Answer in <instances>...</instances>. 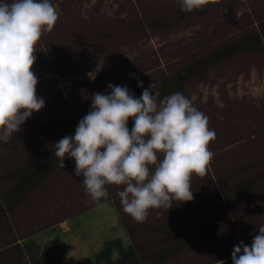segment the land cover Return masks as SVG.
<instances>
[{
  "label": "rangeland",
  "instance_id": "rangeland-1",
  "mask_svg": "<svg viewBox=\"0 0 264 264\" xmlns=\"http://www.w3.org/2000/svg\"><path fill=\"white\" fill-rule=\"evenodd\" d=\"M212 1L205 0L200 8ZM51 2L58 20L51 31L42 32L30 69L45 106L12 135L15 140L27 135L26 141L16 142L14 150L0 146V195L12 185L9 173L74 134L77 118L90 110L92 93L110 91L109 82L131 91L141 88L139 81L144 87L159 84L246 35L260 33L261 42L256 51L225 58L184 86L182 93L208 116V126L216 133L209 142L214 156L206 174L191 176V201L152 209L143 223L123 212L120 204L117 215L110 201L72 219L80 204L84 208L81 202L90 200L87 195L76 198L75 179L82 177L74 175V160L66 156L64 168L58 167L36 194L0 222V264H37L45 255L64 264H92L104 244L116 239L122 248L133 246L141 264H157L153 256L177 246L167 237L171 228L195 232L202 222L212 228L211 241L180 248L162 264H217L231 257L240 241L250 244L264 225V182L250 197L240 198V193L248 192L245 182L264 175V33L259 30L264 0H222L221 5L235 3L233 11L210 9L202 18L195 11H181L178 0ZM99 63L102 68L93 78L89 73ZM62 120L75 127L68 124L62 132L52 124ZM46 125L49 129L37 135L41 141L35 140V130ZM43 209L58 214L43 217ZM61 215L69 217L67 225L50 223L63 221ZM33 219L36 227L31 230L26 224ZM56 238L62 247L49 249ZM117 254L114 250L113 259Z\"/></svg>",
  "mask_w": 264,
  "mask_h": 264
},
{
  "label": "clouds",
  "instance_id": "clouds-1",
  "mask_svg": "<svg viewBox=\"0 0 264 264\" xmlns=\"http://www.w3.org/2000/svg\"><path fill=\"white\" fill-rule=\"evenodd\" d=\"M178 2L181 11L192 12L205 0ZM58 16L51 0H0V145L45 106L30 69L37 41L53 29ZM102 64L89 75L94 78ZM138 87L143 89L139 96L127 85L111 82L110 91L92 93L90 110L74 134L53 146L59 167L64 168L66 156L74 160V175L82 177L91 203L103 207L107 186H121L117 195L122 211L143 223L152 209L193 199L191 176L206 174L214 156L209 142L216 133L208 116L182 92L161 98L157 83L144 87L139 81ZM258 227L250 244L233 246L232 264H264V225Z\"/></svg>",
  "mask_w": 264,
  "mask_h": 264
},
{
  "label": "trees",
  "instance_id": "trees-1",
  "mask_svg": "<svg viewBox=\"0 0 264 264\" xmlns=\"http://www.w3.org/2000/svg\"><path fill=\"white\" fill-rule=\"evenodd\" d=\"M213 4H206L203 8H199L198 10H194L197 12L200 16L203 17L208 14L210 9L215 10H225V11H233L235 7V3L229 2L225 5H221L222 0H215L212 1ZM259 30L264 33V21L259 23ZM260 33H255L246 35L242 39H239L238 41L229 43L228 45L211 51L200 63L197 64H190L182 69H180L176 74H174L171 77H167L158 84L160 86V93L161 97H164L165 95H169L173 92L179 91L182 92L184 89V86L192 80L195 76L203 74L207 69L218 63L219 61L235 56L237 54H240L242 52L246 51H256L260 46ZM143 89H134L132 92L135 93L136 96H139L142 93ZM85 114L79 116L77 118V124L79 120L84 116ZM131 118V117H130ZM129 118V119H130ZM75 123V124H76ZM58 130H61L62 132H66L68 129V124L70 126L75 127L74 123H65V121L61 122H54L52 123ZM49 125L39 127L35 130V136L38 135V133L44 131H47L49 129ZM21 138L15 140L11 137L10 141L7 144H3L2 146H7L10 149H15L16 142H23L28 139L27 135H20ZM37 141H41L40 137L37 136ZM1 146V145H0ZM55 150L46 152L42 154L40 157H38L36 160L29 162L26 165H23L13 172L9 173L6 178L12 181L11 187L4 192L2 195H0V222L6 219V216L16 210L22 202L26 198L31 197L32 195L36 194L38 189L44 184V182L55 172V170L59 167L58 165V158L55 156ZM3 178H0V181H2ZM264 182V175L262 176H255L252 180L247 181L244 183V186L248 190V192H241L240 198H246L250 197L251 194L257 190H259V185ZM262 188V187H260ZM109 198L107 199V201ZM259 209H257V212ZM47 209L41 210L43 212V217L46 216L49 218L50 214H55V211L47 212ZM261 211V210H260ZM80 213V212H79ZM77 213V215L79 214ZM39 214V213H38ZM34 216V215H33ZM31 215L27 217V219L30 218ZM55 217V216H54ZM52 217V219L54 218ZM76 216H73L71 218H75ZM35 220L38 219L37 217L34 218ZM32 220L31 222H28L26 224V227H29V229H34L36 227L35 220ZM199 217H195L194 220L198 221ZM54 221V220H53ZM53 221H50L53 222ZM49 223V225H50ZM200 226L198 227V230L195 232H181L177 231L174 228H171L167 232L168 239L174 241L176 243V248H172L169 250H162L158 252L155 256L152 257V261L157 264H162L165 261H167L169 258L173 257L176 252L180 248H186V246H192L196 243L200 242H210L212 238L211 230L212 228L208 227L207 225L200 223ZM38 229V228H37ZM48 229V228H47ZM46 230V229H45ZM41 231V230H40ZM131 231V230H130ZM132 232L134 230L132 229ZM131 232V233H132ZM22 239L25 237H21ZM16 245H19L16 243ZM55 245H60L62 247L63 244L60 243L59 239L56 238L54 241H50L47 245L49 249L57 248ZM114 250H118V254L116 259H113V253ZM136 249L131 246L128 248H122L120 240H112L109 242H106L103 246V248L98 252L94 258V262L92 264H141L139 258L136 255ZM38 261V262H37ZM37 264H64L62 262H56L54 261L49 255L40 256L39 259L36 260ZM217 264H232L231 257H228L227 259H223L222 261L218 262Z\"/></svg>",
  "mask_w": 264,
  "mask_h": 264
},
{
  "label": "crops",
  "instance_id": "crops-1",
  "mask_svg": "<svg viewBox=\"0 0 264 264\" xmlns=\"http://www.w3.org/2000/svg\"><path fill=\"white\" fill-rule=\"evenodd\" d=\"M75 183H78L79 184L78 190H76V193H78L77 196H79V197H76V198H78L79 200H81L82 197L80 195H86L85 192H84V187H83V185L81 183V180H79V179L78 180L75 179ZM107 187H108V191H109V200L108 201H110L113 204L114 208H116L115 211H116V213L118 215L119 214L118 205L120 204V202H119V197L117 195V192H118V190H119V188L121 186L108 185ZM81 203L84 205V208H82V205L80 204V207H78L79 210H78V212H76V215H75L76 217L79 216V215H81V214H84L85 212H87V213L89 212L90 213L91 211H93L95 209H98V207L96 205H94L93 203H91L90 201L89 202L88 201L87 202H83L82 201ZM54 211H55V214H58L56 210H54ZM77 213H79V214L77 215ZM64 216H66V215H64ZM64 216H62V215L60 216L63 221L54 220L53 222H56V223L63 222V223H65L67 225V222H68L69 217H64ZM71 216H73V215H71ZM72 219H74V218H72ZM59 225H60V223H59Z\"/></svg>",
  "mask_w": 264,
  "mask_h": 264
}]
</instances>
